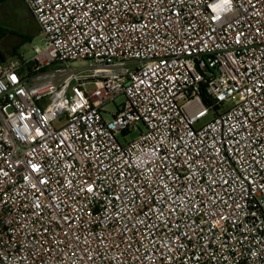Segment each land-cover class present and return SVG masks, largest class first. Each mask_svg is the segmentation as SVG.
<instances>
[{
	"label": "built area",
	"instance_id": "2783aa9c",
	"mask_svg": "<svg viewBox=\"0 0 264 264\" xmlns=\"http://www.w3.org/2000/svg\"><path fill=\"white\" fill-rule=\"evenodd\" d=\"M26 2L47 44L0 63V264H264V0Z\"/></svg>",
	"mask_w": 264,
	"mask_h": 264
},
{
	"label": "rangeland",
	"instance_id": "374dc122",
	"mask_svg": "<svg viewBox=\"0 0 264 264\" xmlns=\"http://www.w3.org/2000/svg\"><path fill=\"white\" fill-rule=\"evenodd\" d=\"M0 25L8 30L6 36H4L0 42L1 49L7 59L21 56L30 60L33 57L32 49L34 47L40 46L44 49L47 44L45 36L41 32L26 0H10L0 5ZM30 28H33V30H30ZM34 29H36V31ZM15 32L17 34L33 33L34 39L29 44H23L22 36L20 34L16 35ZM124 101L125 97L119 96L114 101L107 104L105 106V111H107L105 117L110 119L112 114L117 112ZM212 117L213 114L211 113L210 116L204 118L200 122L198 127L207 123ZM141 127L143 128V125H141ZM137 136V132L130 133L127 135L126 140H132ZM119 140L124 142L122 135L119 136Z\"/></svg>",
	"mask_w": 264,
	"mask_h": 264
},
{
	"label": "trees",
	"instance_id": "16d2710c",
	"mask_svg": "<svg viewBox=\"0 0 264 264\" xmlns=\"http://www.w3.org/2000/svg\"><path fill=\"white\" fill-rule=\"evenodd\" d=\"M8 1H10V0H0V5H2V4H4V3H6V2H8ZM33 28H35V27H33ZM33 28H30V30H33ZM35 31H36V29H34ZM38 31V30H37ZM7 32H8V30L7 29H5V28H3L1 25H0V42H1V40L3 39V37L4 36H6V34H7ZM15 34L16 35H18V34H20L21 36H22V38H23V44H29V43H31L32 41H33V39H34V35H33V33L32 34H30V33H24V34H21V33H16L15 32ZM17 52V51H16ZM7 59V57L5 56V54L3 53V51H2V49H1V45H0V63L1 62H3L4 60H6Z\"/></svg>",
	"mask_w": 264,
	"mask_h": 264
}]
</instances>
